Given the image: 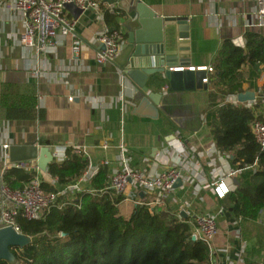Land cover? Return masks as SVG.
<instances>
[{
	"label": "crops",
	"instance_id": "1",
	"mask_svg": "<svg viewBox=\"0 0 264 264\" xmlns=\"http://www.w3.org/2000/svg\"><path fill=\"white\" fill-rule=\"evenodd\" d=\"M139 1L161 18H188L189 63L168 62L166 70L196 74L203 68H214L217 72L225 41L244 48L246 33L264 37V27H258L255 18V0H112L111 5L100 0V5L103 3L110 14L122 11L124 18L108 25L101 9L100 13L85 10L78 19L74 10H66L69 19L76 23V39L83 49L77 56L74 38L59 36L51 41L48 52L39 54L21 47V16L5 10L0 1V94L10 84L20 93L35 94L39 108L44 111L42 120L9 122L4 119L0 103V187L6 165L13 164L9 163L12 146H32L39 150L47 147L55 157L53 162L59 163L67 160L66 152L79 149L85 158L89 156L92 164L109 160L114 165L118 147L124 143L132 168L155 174L172 165L182 170L183 185L166 194L160 203L155 202L153 192L138 196L128 190L118 205L123 217L129 218L141 201L151 208L188 218L190 223L197 213L217 214L221 210L214 240L216 264H243L237 257L242 244L246 245L245 253L249 247L253 261L264 262V210L258 221H242L234 216L239 205L232 203L229 196L219 200L212 190L199 184L201 172H207L204 164L216 147L212 124L228 96L220 93L223 82L221 85L215 75L206 88L173 92L163 75L150 77L147 86L150 96L157 99L154 102L127 76L122 50L128 44L129 34L141 30ZM105 27L117 28L124 42L112 63L100 65L96 62V52L102 46L95 39ZM149 49L155 54L154 46ZM153 54L138 59L137 71L159 65L161 57ZM180 68L183 70H177ZM210 76L206 72V77ZM239 77L243 93L252 92L256 97V105L254 102L244 105L252 104L255 115L263 118L264 66L256 71L246 65ZM177 134L188 149L203 156L180 160L172 154L169 145ZM6 145L8 151L4 149ZM28 162L37 165L36 161ZM41 173L43 181L55 185L48 172ZM234 179L239 186L250 182L242 173ZM91 181L82 186L85 193L98 192Z\"/></svg>",
	"mask_w": 264,
	"mask_h": 264
},
{
	"label": "trees",
	"instance_id": "2",
	"mask_svg": "<svg viewBox=\"0 0 264 264\" xmlns=\"http://www.w3.org/2000/svg\"><path fill=\"white\" fill-rule=\"evenodd\" d=\"M100 6L108 25L117 24L125 16L122 11L110 14L103 3ZM220 57L216 66V78L221 85L223 82L220 93L223 96L243 93L239 74L246 65L256 71L264 66V37L246 33L244 48L225 41ZM0 103L6 121L44 119L38 97L20 93L10 84L4 86ZM257 118L252 109L226 104L212 124L216 147L231 156L232 165L250 181L229 195L231 202L239 205L234 216L245 222L258 221L264 210V149L252 132ZM88 166L82 153L69 151L66 161L49 165L48 174L57 180L55 185L64 187L76 183ZM107 174L103 168L91 181L98 192L106 187ZM35 175L11 168L5 170L2 179L8 188L21 190ZM254 177L259 182L250 184ZM55 185L43 183V189L54 192ZM81 197L80 209L69 204L63 209L54 207L39 221L18 219L20 233L30 237L32 243L23 250H12L17 264H209V251L193 239V225L188 218L146 204H136L132 215L125 218L118 208L121 196L84 192ZM0 264L9 263L0 261Z\"/></svg>",
	"mask_w": 264,
	"mask_h": 264
},
{
	"label": "built area",
	"instance_id": "3",
	"mask_svg": "<svg viewBox=\"0 0 264 264\" xmlns=\"http://www.w3.org/2000/svg\"><path fill=\"white\" fill-rule=\"evenodd\" d=\"M0 1L1 6L5 10L17 12L21 16V23L23 25V31L19 34L21 47L36 51L39 54L48 52L51 41L62 36L74 38V52L78 56L83 46L76 39V23L71 21L67 16L65 6L72 3L81 9H93L99 13L101 9L100 0ZM255 3L257 26L264 27V0H255ZM95 42L102 46V49L96 52V62L100 65H106L112 63L120 54L124 36L118 30H111L105 27L97 34ZM41 69H44V62L41 65ZM177 70H183V68ZM190 70L194 71V68H190ZM201 71H205L211 75L203 80L204 84L212 82L214 80L213 77L217 73L214 68H203ZM166 89L167 87L163 88V91ZM226 104L244 106L251 109L252 104L256 105L257 103L244 105L239 102L237 94H230L223 103V105ZM261 104H264V99L261 101ZM252 132L256 142L264 149V117L257 118L253 122ZM8 148L7 145L4 146L6 151H8ZM169 150L180 160H190L194 155L198 157L203 156L198 153L195 154V151L188 149L178 134L170 143ZM74 152L80 153V150L76 149ZM67 153L65 154L67 155ZM211 154H209L211 159L204 164L207 172L205 170L201 172L199 184L204 188L212 190L217 199L222 200L236 190L234 178L240 175L242 170L231 167V157L222 153L217 147L212 150ZM6 157L8 158V153ZM86 159L89 166L85 174L76 183L58 187L57 191L54 192H47L43 189V183L46 182L43 181V175L38 166L33 162H19L6 165L7 170L14 168L28 173H36V175L31 183L21 190H12L4 184L0 187V229L13 228L16 232L20 233L18 219L21 217L27 221H39L54 207L63 209L69 204L80 209L81 194L85 192L82 190V186L85 183H89L103 168L109 169L106 187L99 192L88 190L87 192L91 195L112 193L115 196L122 197L128 190H132L138 196L146 192H153L155 202L160 203L165 195L174 189L177 181L183 177L182 170L172 165H169L161 173L155 174H151L146 170L140 171L132 168L128 159V149L124 143H121L118 147V157L114 165L109 160H102L98 164H92L89 156ZM53 183L57 184V180L53 179ZM77 194L79 195L78 197L74 196ZM139 204L146 203L141 201ZM221 213V210L217 214L197 213L192 221L193 239L201 242L208 249L209 264H216L214 240L218 232V216ZM245 251L246 245L242 244L241 250L237 253L239 260H242ZM222 252H227V250H223ZM258 264H264V262Z\"/></svg>",
	"mask_w": 264,
	"mask_h": 264
},
{
	"label": "water",
	"instance_id": "4",
	"mask_svg": "<svg viewBox=\"0 0 264 264\" xmlns=\"http://www.w3.org/2000/svg\"><path fill=\"white\" fill-rule=\"evenodd\" d=\"M106 4L111 5L112 0H104ZM66 10L73 11L75 19L85 11L75 4H67ZM137 11L140 15L141 30L129 34V40L126 47L123 48V56L126 58L124 67L128 68L127 76L137 84V86L150 98L148 81L150 77L163 75L168 81L169 88L173 92L194 91L196 89L206 88L203 80L206 78L205 71H199L196 74L191 72H179L172 69L166 70L168 62L176 61L187 65L189 63V27L188 18H161L145 4L139 1ZM163 44V47L161 46ZM154 46L155 54L150 52L149 47ZM176 48V49H175ZM161 57L159 65L155 68H139V58ZM152 55V57H153ZM152 82V81H151ZM156 82V79L153 83ZM156 95L155 93H152ZM156 102L157 99H153ZM238 100L242 104L252 103L256 100L252 92L240 93ZM9 163H19L36 161L41 172L47 173L48 167L53 163L54 157L50 149L42 147L12 146L10 148ZM232 159V157H231ZM238 187L237 179H234ZM182 180H178L174 189L182 187ZM32 239L13 228L0 229V261H7L9 264H17V259L12 253L13 249L23 250L30 246Z\"/></svg>",
	"mask_w": 264,
	"mask_h": 264
},
{
	"label": "rangeland",
	"instance_id": "5",
	"mask_svg": "<svg viewBox=\"0 0 264 264\" xmlns=\"http://www.w3.org/2000/svg\"><path fill=\"white\" fill-rule=\"evenodd\" d=\"M249 176H251V173L247 177H249ZM258 182H259V180L256 177H254L253 180H252V182L250 184L258 183ZM182 205L184 206V204H182ZM248 252H249V247H247V252L242 257L243 264H258V263H262V261H260V260L259 261L258 260L253 261L252 254H250ZM17 263H18V261H17Z\"/></svg>",
	"mask_w": 264,
	"mask_h": 264
}]
</instances>
